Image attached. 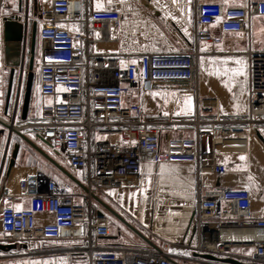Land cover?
Listing matches in <instances>:
<instances>
[{
  "label": "built area",
  "instance_id": "2783aa9c",
  "mask_svg": "<svg viewBox=\"0 0 264 264\" xmlns=\"http://www.w3.org/2000/svg\"><path fill=\"white\" fill-rule=\"evenodd\" d=\"M42 1L49 5L38 11L42 43L39 90L43 98L52 101L42 102L40 120L25 128L39 130L54 151L66 158L74 174L86 172L87 191L80 203L71 185L58 183L40 168L29 167L23 192L0 196V244L26 245L15 256L44 257L65 252L84 255L87 264H232L223 259L264 264L263 238L234 242L221 236L222 231L240 229L264 234V217L253 215L250 188L219 186L202 190L204 174L223 175L228 168L204 157L196 139L172 137L161 144L159 126L191 123L198 128L201 121H150L138 103L127 100L136 92L169 89L196 93L201 58L236 55L231 46L234 39L225 35L251 38V20L264 16V0H244L239 7H226L216 0H195L196 43L171 55L113 53L108 49L95 53L92 45L116 42L112 31L121 25L120 11H91L87 0ZM74 24H81L83 29L72 30ZM215 26H219L222 37L215 35ZM199 42L212 48L204 52ZM222 43L226 47L219 50L217 46ZM244 56L249 111L240 123L262 125L264 51L248 47ZM212 132L232 141L244 137L245 130L213 126ZM160 163L191 164L196 168L194 221L198 238L186 245L190 250L187 255L157 245L155 249L144 243L113 242L109 218L99 216L94 204V197L104 195L110 203L126 208L114 191L138 189L143 167ZM48 241L70 243L72 248L48 250L37 246ZM241 248L252 251L238 252Z\"/></svg>",
  "mask_w": 264,
  "mask_h": 264
},
{
  "label": "crops",
  "instance_id": "0c3cea01",
  "mask_svg": "<svg viewBox=\"0 0 264 264\" xmlns=\"http://www.w3.org/2000/svg\"><path fill=\"white\" fill-rule=\"evenodd\" d=\"M87 1L91 11L115 9L120 11L122 15L120 27L112 31V36L116 39V42L92 45L91 49L95 53H101L103 50L108 49L113 53L171 55L179 53L183 48L196 43L194 37L195 0H178L177 4H173L172 0ZM216 1H221L226 7H239L244 2V0ZM98 4L100 5L99 8L97 7ZM48 5V2L42 0H18L19 9H17V12H5L4 14L2 11L6 8V0H3L0 4V113L7 119L14 117V115L17 118L20 111L19 100L21 99L22 90H25L29 73L32 24L37 22V36L39 38L40 21L38 11L41 7ZM7 24H11L14 30H20L23 33L24 65L7 62L5 41ZM251 27L252 35L248 39H243L240 34L225 35L227 38L234 39L235 42L231 43V46L236 51V55H206L201 58L196 93L187 90L169 89L156 90L150 93L136 92L134 97L127 100L138 103L142 108L145 119L150 121L165 122L172 120L179 123L181 121L200 120L198 128L191 123L187 125L159 126L162 146L168 138L172 137L198 140L204 157L224 164L228 168V172L223 175L204 174L201 177V189L206 191L219 186H248L253 197V215L264 217V143L262 141L264 139V124L249 125L240 123V121L247 119L249 111L248 67L244 52L248 47H252L257 51H264V31H262L264 29V16L253 17ZM71 28L72 30H81L83 26L74 24L71 25ZM213 31L217 37H222L219 26H215ZM236 40L239 41L236 42ZM197 45L204 52L212 48L210 44L203 42H199ZM41 46L42 43L39 38V43L36 44L35 48V53H38L39 56ZM225 47L226 44L224 43L217 46L219 50H223ZM236 61H240V63L238 64ZM225 68H236L241 71V74L234 76L229 71L225 75ZM11 79L12 90L10 102L7 106ZM34 81L37 83V88L35 92L32 91L27 119H22L21 112L17 126H20L22 128L21 132L33 139L58 164L73 173L66 158L56 153L49 141L43 142L39 139V130L25 128L27 124L40 120L42 102L52 101V99L41 96L39 77ZM188 97H191L190 101ZM165 113L167 114L165 115ZM213 126L217 129H243L245 130L244 137L234 138L232 141H236V143L228 145L225 143L228 138L222 137L220 134L218 136L212 134ZM200 133L203 134L200 135ZM12 134L14 133H11V131L5 133L4 127L0 124V135H6L7 138V143L0 154V196L6 192L16 195L23 192L25 177L29 167H31L27 156V153L30 152L37 153L42 158L45 169L52 176V168L56 170L55 180L58 183L67 184L69 182L68 184L78 187L18 135L14 134L18 140H13ZM238 143H245L244 149H240ZM222 148L226 150L222 151ZM241 155L245 157L244 161L239 159ZM12 160H14V165L10 166ZM195 169V166L191 164L170 163L143 167V182L148 179L150 181L156 180V186L151 191L152 196H156L155 203L158 212L161 210L167 211L162 212L161 215L168 223L156 227L153 225L150 231L152 236L149 237L155 245L160 246V242L166 241L183 242L188 245L197 241L194 215L197 206L198 182ZM73 175L84 185L85 171L73 173ZM249 177H251V180ZM140 194L138 191L135 192L129 189L114 191V196L125 203H128L131 198L140 196ZM26 205L27 203H25ZM175 219H178V221L172 222ZM179 219L181 220L179 221ZM38 221L39 224L42 223L41 217H38ZM121 237L122 235L111 236V240L115 243H122L119 241ZM139 242L146 244L142 240ZM26 248V245H17V248L11 251L0 250V264H59L61 260L72 262L71 260L75 259L85 262V259L81 257L82 255L77 254H58L48 257L15 256V254ZM251 251L252 249L249 248L238 250V252L245 254H249ZM185 254H190V252H185Z\"/></svg>",
  "mask_w": 264,
  "mask_h": 264
},
{
  "label": "rangeland",
  "instance_id": "374dc122",
  "mask_svg": "<svg viewBox=\"0 0 264 264\" xmlns=\"http://www.w3.org/2000/svg\"><path fill=\"white\" fill-rule=\"evenodd\" d=\"M17 9H19L18 7V0H6V8L2 11L4 14L5 12H9V13H16ZM239 40H236V42ZM233 42H235L233 40ZM232 42V43H233ZM39 43V38L37 36V42L36 44ZM15 59H13L15 62H19L20 61V57H15ZM41 60H40V56L38 55V53H35L34 56V69H33V73H34V80H37L39 77V66H40ZM37 88V83L36 81H34L33 84V92L36 91ZM24 91L22 90V94H21V99L19 100V103L21 105V107H19V112H18V116L17 118L12 117V118H5L3 117V114L0 113V119L3 120L4 122L11 124L12 126H14L16 129L18 130H22L20 126H17L18 123V119L20 118L19 116L21 115L22 112V103H23V97H24ZM12 121H11V120ZM16 122V123H15ZM4 131L5 133H10V130L4 127ZM12 139L13 140H18L17 137H15L14 134H12ZM15 140V141H16ZM33 140V139H32ZM7 143V138L6 135L2 136L0 135V154L1 151L4 147V145ZM222 151L226 150L225 148L221 149ZM27 156L29 157V161H30V166L31 167H37V168H41L42 170L46 171L50 177L52 179L55 180V174H56V170L54 168H52L51 173L53 174V176L47 171V169H45V164L42 160V158L37 154V153H27ZM69 183V182H68ZM67 183V184H68ZM71 185V184H69ZM73 191L76 193L77 195V199L78 201L84 202L83 199V193L84 191L81 190L78 187H75L74 185H71ZM156 186V180L155 181H150L149 179L145 182H141L140 185V189H129L135 192H140V196L134 197L133 199L131 198L130 200H128V203H125L126 208H121L116 206L115 204L110 203L109 199L106 198L104 195H101L100 197H98L100 200H102L103 202H105L106 204H108L110 207H112L117 213H119L124 219H126L129 223H131L134 227H136L138 230H140L144 235H146L150 240L152 236L150 235V231L152 229V226L154 225V227H156L157 225H162L165 223H168V221H166V219H163L162 217V212H167L165 210H161L160 212H158L157 207H156V196H152V188H154ZM94 204L96 206V210H98L99 212H103L108 218H109V222H110V228H111V235L114 237H117L119 235H122L121 239L119 240L122 243H131V244H140L141 239L135 235L131 230H129L125 225H123L118 219H116L113 215H111L106 209H104V207L102 205H100L96 200H94ZM160 216V217H159ZM181 219H179L180 221ZM174 221H178V219L172 220V222ZM164 245V246H163ZM187 244H184L183 242L181 243H175L173 241H166V244L161 243L160 242V246L164 247V249L166 251L178 254V255H186L185 252H189L190 250L186 247ZM40 247H43L45 249L48 250H61V249H68V248H72V245L70 243H66V242H56V241H48V242H43L41 245H37ZM61 255H73L72 253H65L62 252L60 253ZM54 255H58L57 253ZM48 256H52V255H48ZM46 256V257H48ZM81 257H83L85 259V262L82 260H71L67 261V260H61V262L59 264H87L86 258L84 255H82ZM79 261V262H78ZM78 262V263H76Z\"/></svg>",
  "mask_w": 264,
  "mask_h": 264
},
{
  "label": "water",
  "instance_id": "95a60500",
  "mask_svg": "<svg viewBox=\"0 0 264 264\" xmlns=\"http://www.w3.org/2000/svg\"><path fill=\"white\" fill-rule=\"evenodd\" d=\"M37 31H38V25L37 22H34L32 24L31 29V57L29 61V73L26 80L25 85V91H24V97H23V103H22V119L26 120L30 104H31V96L33 91V84H34V56H35V48H36V42H37ZM5 41H6V57L7 62L9 63H19L20 65H24L23 63V56L25 52V47L23 45V33L20 30H14L12 28L11 24L6 25L5 30ZM15 57H20L19 62H15L13 59ZM13 73V71H12ZM13 79V77H12ZM12 79L9 86V97L7 100V106L10 102V93L12 90ZM0 124L9 129L11 133H14L18 135L21 139H23L30 147H32L35 151H37L39 154H41L45 159H47L50 163H52L60 172H62L69 180H71L73 183H75L78 187H80L83 191H87L85 185H83L81 182H79L75 176L69 172L67 169H65L63 166L58 164L52 157H50L47 153H45L32 139L27 137L24 133H22L20 130L16 129L11 124H8L0 119ZM39 139L43 142H47L41 135H39ZM264 143V139H262ZM14 165V160L11 161L10 166ZM97 202H99L104 209H106L111 215H113L116 219H118L123 225H125L129 230H131L135 235H137L142 241H144L149 246L158 249V247L146 236L144 235L140 230H138L136 227H134L131 223H129L126 219H124L119 213H117L112 207H110L108 204L100 200L98 197H94ZM99 216H103V212L98 213ZM17 248V245L14 244H0V250L3 251H11ZM203 257L207 259L217 260L215 257L204 255ZM225 263H232V264H240L236 261L232 260H221Z\"/></svg>",
  "mask_w": 264,
  "mask_h": 264
},
{
  "label": "bare ground",
  "instance_id": "6f19581e",
  "mask_svg": "<svg viewBox=\"0 0 264 264\" xmlns=\"http://www.w3.org/2000/svg\"><path fill=\"white\" fill-rule=\"evenodd\" d=\"M225 143L229 145L232 143H236V141L234 142V141L227 140ZM238 144H239L240 149H244L243 147L245 146V143H238ZM221 236L223 239H227V240L234 241V242H244V241H249V240H260L262 238L264 239L263 233H258L257 231H253V230H249V229L225 230V231H222Z\"/></svg>",
  "mask_w": 264,
  "mask_h": 264
},
{
  "label": "snow or ice",
  "instance_id": "6c2138e0",
  "mask_svg": "<svg viewBox=\"0 0 264 264\" xmlns=\"http://www.w3.org/2000/svg\"><path fill=\"white\" fill-rule=\"evenodd\" d=\"M121 2H123V0H121ZM172 2H173V4H177V3H178V0H172ZM97 7L99 8L100 5L98 4ZM181 11H183V10L181 9ZM262 31H264V29H262ZM238 35H239V34H238ZM122 63H123V62H122ZM132 63H135V61L133 60ZM236 63L239 64L240 61H236ZM229 71H231L232 74H233L234 76H235V75H240V74H241V71L238 70V69H236V68H232V69L225 68V69H224V74L227 75ZM153 95H155V94H153ZM190 99H191V97H188V100H189V101H190ZM166 114H167V113H165V115H166ZM132 143H135V141H133ZM239 159H240L241 161H244V160H245V157H244L243 155H241V156L239 157ZM161 167L163 168V166H161ZM241 167H243V165H241ZM249 179L251 180V177H249ZM16 208H17V210H19V205H17Z\"/></svg>",
  "mask_w": 264,
  "mask_h": 264
}]
</instances>
